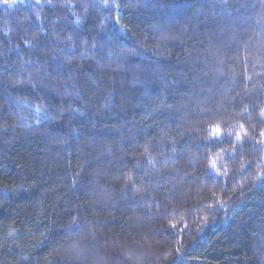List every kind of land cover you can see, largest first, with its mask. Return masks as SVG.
I'll return each mask as SVG.
<instances>
[{
    "label": "trees",
    "instance_id": "obj_1",
    "mask_svg": "<svg viewBox=\"0 0 264 264\" xmlns=\"http://www.w3.org/2000/svg\"><path fill=\"white\" fill-rule=\"evenodd\" d=\"M262 109L264 0H0V264H264Z\"/></svg>",
    "mask_w": 264,
    "mask_h": 264
},
{
    "label": "snow or ice",
    "instance_id": "obj_2",
    "mask_svg": "<svg viewBox=\"0 0 264 264\" xmlns=\"http://www.w3.org/2000/svg\"><path fill=\"white\" fill-rule=\"evenodd\" d=\"M260 116L262 118H264V109L261 110L260 112ZM241 130H243L244 125H240ZM244 135H247V133H244ZM260 141L259 143L264 145V130L260 131ZM222 133H221V127L219 125H215L210 129V137H214V138H221ZM241 140V132H237L236 133V141L239 142ZM223 152V150H221V153ZM221 153H217V159H213L211 157H209V167L215 171L216 175L219 176L221 174L227 176L228 174V169L225 167L223 168V171H221L219 164L220 162H226L224 160V156ZM232 155V154H229ZM130 179V178H129ZM213 195H215V193H213ZM173 227H175V225H172Z\"/></svg>",
    "mask_w": 264,
    "mask_h": 264
}]
</instances>
